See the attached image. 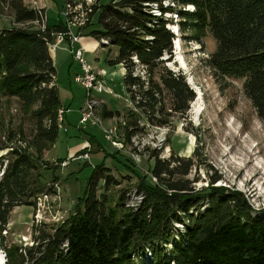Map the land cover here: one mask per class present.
I'll return each mask as SVG.
<instances>
[{
	"label": "trees",
	"instance_id": "obj_1",
	"mask_svg": "<svg viewBox=\"0 0 264 264\" xmlns=\"http://www.w3.org/2000/svg\"><path fill=\"white\" fill-rule=\"evenodd\" d=\"M99 1L94 8L98 27L90 35L108 42L102 47L117 48L106 63L124 71L122 83L131 104L124 124L127 142L144 126L166 127L183 118L196 98L182 73L162 67V58L169 54V60L174 51L172 14L179 19L178 30L184 32L189 24L201 37L212 35L216 49L208 57L209 66L221 78L243 80L244 94L264 125V0ZM23 2L0 0L17 25H27L0 30V97L16 98L29 108L35 140L52 147L58 138L56 112L61 103L48 43L51 34L64 27L59 22L41 30L38 12ZM188 7L192 9L185 10ZM201 37L195 39L200 42ZM101 114L111 118L118 112L102 108ZM3 150L0 233L14 208L35 210L39 195H49L41 171L59 167L62 161L50 164L21 147L3 144ZM150 158L155 162L149 172L156 183H147L128 168L138 179L136 190L119 194L113 206L107 205L105 194H96L100 181L104 189L115 183L113 176L104 165L95 167L74 212L59 225L36 222L31 246L10 252L3 248L6 263L264 264V213L254 215L239 192L217 186L194 191L184 184L187 181L175 180L189 174L188 159L171 154L164 160L158 152ZM131 195L142 200L126 207ZM174 239L177 243L167 249Z\"/></svg>",
	"mask_w": 264,
	"mask_h": 264
},
{
	"label": "rangeland",
	"instance_id": "obj_2",
	"mask_svg": "<svg viewBox=\"0 0 264 264\" xmlns=\"http://www.w3.org/2000/svg\"><path fill=\"white\" fill-rule=\"evenodd\" d=\"M23 1L27 6L30 0ZM43 2L54 6V9L45 13L48 25L58 24L62 18L57 10H61L63 0ZM109 2L101 0L99 5ZM191 9L188 7L185 10ZM97 16L98 12L84 27L79 44L73 45V48H82L86 61L95 72H99L100 68L105 71L102 79L110 92L95 97L103 100L102 108L106 111L118 112L111 118L102 117V124L104 128L116 127L114 140L120 142L122 148H114L98 127L87 125L83 131L77 129L76 111L85 95L72 78L79 73V66L68 49H60L62 45L56 46L50 53L56 55V88L61 106L68 107L73 113L67 115V119L65 116L67 132L60 128L52 147L35 140L29 108L16 98L0 97V145L21 147L32 155L37 153L42 161L50 164L59 159L65 163L60 165V162L59 167L41 171L45 179L43 182L50 187V192L46 197L44 194L39 195L35 210L34 207L22 205L10 212L9 223L5 231L0 233V254L5 258V264L6 252L3 248L10 252L15 247L31 246L32 228L36 222L59 225L74 212L77 200L83 196L95 167L104 165L115 181L107 189L103 188L104 182L100 181L96 188L97 196L105 194L109 206L116 205L119 194L136 190L138 179L129 174L127 169L130 167L145 177L147 183L155 184L156 180L149 172L155 162L150 158L153 152H158V157L164 160L171 154L188 159L192 164L189 174L183 178L176 177L175 180L187 181L184 184L194 191L214 186L236 191L255 210L254 215L264 213V125L244 94L243 80L221 78L209 66L208 57L216 49L212 35L207 32L206 36L201 37L199 29L191 28L189 24L184 25V32L178 30L179 19L172 14L174 24L169 27L175 36L173 43L176 49L169 60V54L162 58L166 60L162 67L184 75L186 83L196 95L194 104L191 103L183 118H175L166 127L144 126L135 139L130 138L127 142L124 124L131 104L122 83L124 71L121 66L106 63L118 53L115 45L102 47L99 39L90 35L98 27ZM14 26L27 25H17L8 7L0 6V30ZM199 37L200 42L195 39ZM195 107L199 109L197 114H194ZM81 152L88 154L87 161L75 159L83 154ZM4 154L6 150L0 151V155ZM175 239L167 249L177 243Z\"/></svg>",
	"mask_w": 264,
	"mask_h": 264
},
{
	"label": "built area",
	"instance_id": "obj_3",
	"mask_svg": "<svg viewBox=\"0 0 264 264\" xmlns=\"http://www.w3.org/2000/svg\"><path fill=\"white\" fill-rule=\"evenodd\" d=\"M40 0H30L28 6L36 10L40 18V28L41 30L47 25V19L45 15L44 6L40 4ZM97 0H63L61 10L58 12L59 16L62 18L60 20L62 26L64 27L61 32H56L51 34L52 41L48 43L49 53L56 46L66 44L68 46V51L71 54L74 61L79 66V73L73 76V81L78 84L84 91V100L82 107L79 110V119L77 122V129L84 130L87 125L90 127H98L102 130L105 135V139L114 148H122V145L117 140H114L116 137V127L104 128L102 124L101 111L103 107V100L97 99L95 96L100 95V93L110 92L106 89L103 83V71L95 72L86 61L84 57V52L79 46L73 48V45L79 44V38L82 36V31L84 27L90 23L94 13ZM101 46H105L108 42L104 39L99 40ZM51 54V53H50ZM142 74V72H141ZM68 112V109L60 106L56 112V122L58 130L61 128L63 132H67L66 127L64 126L65 116ZM137 136H131V139H135ZM89 150V148H88ZM81 161H87L88 154L83 153L75 157V159ZM55 163V161H54ZM65 165L61 161L60 165ZM154 179V178H153ZM46 197V195H44ZM142 200L141 196L131 195L129 200L125 203L126 207H132L134 203H140ZM149 254V253H148Z\"/></svg>",
	"mask_w": 264,
	"mask_h": 264
},
{
	"label": "crops",
	"instance_id": "obj_4",
	"mask_svg": "<svg viewBox=\"0 0 264 264\" xmlns=\"http://www.w3.org/2000/svg\"><path fill=\"white\" fill-rule=\"evenodd\" d=\"M41 2H40V4L41 5H43L44 6V10H45V13L47 12V11H49L50 9H54V6L51 4V3H48V4H45V2H43V0H40ZM59 12V10H57V13ZM47 19V18H46ZM48 24V23H47ZM60 46V45H59ZM60 49H65V50H67L68 49V46L66 45V44H62V46H60ZM68 51V50H67ZM70 54V53H69ZM51 55V58H52V61H53V65H54V67H55V69H56V67H57V64L55 63V57H56V55H53V54H50ZM71 56V55H70ZM122 67V66H121ZM100 70H102L103 72H105L102 68H100ZM122 71H123V69H122ZM56 74H57V72H56ZM74 75H76V74H74ZM73 75V76H74ZM73 76H72V78H73ZM56 76H55V85H56ZM57 87V86H56ZM83 104V103H82ZM82 104H81V106L79 107V109L76 111V114H77V121H76V123L78 122V119H79V110H80V108L82 107ZM62 105V104H61ZM66 109H68V107H66ZM73 113V111H71L70 109H68V112H67V114H66V119H67V115H70V114H72ZM67 123H69V122H67ZM70 124V123H69Z\"/></svg>",
	"mask_w": 264,
	"mask_h": 264
},
{
	"label": "bare ground",
	"instance_id": "obj_5",
	"mask_svg": "<svg viewBox=\"0 0 264 264\" xmlns=\"http://www.w3.org/2000/svg\"><path fill=\"white\" fill-rule=\"evenodd\" d=\"M193 104H194V102H193ZM194 110H193L194 111V114H197V112H198L199 109H196V107H195ZM0 264H5V258L1 254H0Z\"/></svg>",
	"mask_w": 264,
	"mask_h": 264
},
{
	"label": "water",
	"instance_id": "obj_6",
	"mask_svg": "<svg viewBox=\"0 0 264 264\" xmlns=\"http://www.w3.org/2000/svg\"><path fill=\"white\" fill-rule=\"evenodd\" d=\"M172 32V31H171ZM173 33V32H172Z\"/></svg>",
	"mask_w": 264,
	"mask_h": 264
}]
</instances>
